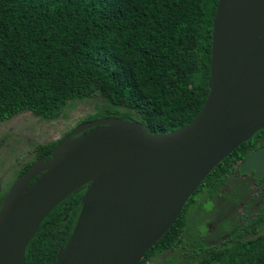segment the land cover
I'll return each instance as SVG.
<instances>
[{"label": "trees", "instance_id": "obj_1", "mask_svg": "<svg viewBox=\"0 0 264 264\" xmlns=\"http://www.w3.org/2000/svg\"><path fill=\"white\" fill-rule=\"evenodd\" d=\"M218 2L0 0V122L25 111L54 119L73 100L101 96L105 104L88 120H139L153 134L187 125L209 94ZM64 137L38 144L35 160L18 177ZM263 145L264 128L220 162L138 264L166 253L161 264H264V233L255 236L264 223V206L219 243H186L187 216L198 195L205 192L210 201L234 175H247L240 173V163ZM251 174L263 191L264 179ZM88 187L73 192L43 220L27 246L26 264L56 262ZM7 192L0 189V205Z\"/></svg>", "mask_w": 264, "mask_h": 264}, {"label": "water", "instance_id": "obj_2", "mask_svg": "<svg viewBox=\"0 0 264 264\" xmlns=\"http://www.w3.org/2000/svg\"><path fill=\"white\" fill-rule=\"evenodd\" d=\"M209 94L187 125L147 132L108 116L78 124L36 160L0 205V264H26L40 224L89 184L54 264H138L210 172L264 128V0H219ZM264 178V145L239 165Z\"/></svg>", "mask_w": 264, "mask_h": 264}, {"label": "rangeland", "instance_id": "obj_3", "mask_svg": "<svg viewBox=\"0 0 264 264\" xmlns=\"http://www.w3.org/2000/svg\"><path fill=\"white\" fill-rule=\"evenodd\" d=\"M105 99L95 96L73 100L54 119H44L25 111L0 122V189L7 192L27 163L35 160L34 150L40 143L59 140L78 124L101 109ZM252 174L234 175L219 196L206 200L205 192L197 197V205L187 216L186 243L221 242L235 228L249 224L250 219L264 206L263 191L258 190ZM264 233V223L255 236ZM254 236V235H251ZM169 253L162 254L149 264H161ZM176 258V256H173ZM224 264V262L218 263Z\"/></svg>", "mask_w": 264, "mask_h": 264}, {"label": "flooded vegetation", "instance_id": "obj_4", "mask_svg": "<svg viewBox=\"0 0 264 264\" xmlns=\"http://www.w3.org/2000/svg\"><path fill=\"white\" fill-rule=\"evenodd\" d=\"M251 173V172H250ZM242 174V173H241ZM247 174V173H246ZM254 174V173H253ZM264 179V178H263ZM17 180V179H16ZM260 180V179H259ZM15 183V182H14Z\"/></svg>", "mask_w": 264, "mask_h": 264}]
</instances>
